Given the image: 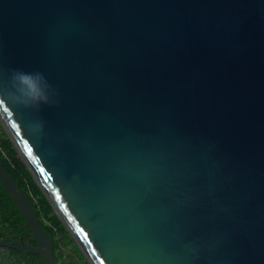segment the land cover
Here are the masks:
<instances>
[{
	"label": "water",
	"instance_id": "water-1",
	"mask_svg": "<svg viewBox=\"0 0 264 264\" xmlns=\"http://www.w3.org/2000/svg\"><path fill=\"white\" fill-rule=\"evenodd\" d=\"M0 123L89 264H264V0H0Z\"/></svg>",
	"mask_w": 264,
	"mask_h": 264
},
{
	"label": "trees",
	"instance_id": "trees-1",
	"mask_svg": "<svg viewBox=\"0 0 264 264\" xmlns=\"http://www.w3.org/2000/svg\"><path fill=\"white\" fill-rule=\"evenodd\" d=\"M0 159L4 168L32 204L34 214L52 243V254L59 264H89L69 232L53 211L47 198L34 181L30 171L4 129L0 126ZM19 240L34 245L36 240L29 237V228L20 209L13 202L0 181V240ZM2 264H43L37 254L0 247Z\"/></svg>",
	"mask_w": 264,
	"mask_h": 264
},
{
	"label": "clouds",
	"instance_id": "clouds-1",
	"mask_svg": "<svg viewBox=\"0 0 264 264\" xmlns=\"http://www.w3.org/2000/svg\"><path fill=\"white\" fill-rule=\"evenodd\" d=\"M28 76H30V74L24 73V77H28Z\"/></svg>",
	"mask_w": 264,
	"mask_h": 264
},
{
	"label": "rangeland",
	"instance_id": "rangeland-1",
	"mask_svg": "<svg viewBox=\"0 0 264 264\" xmlns=\"http://www.w3.org/2000/svg\"><path fill=\"white\" fill-rule=\"evenodd\" d=\"M0 126L2 127V129H3V126H2V124L0 123Z\"/></svg>",
	"mask_w": 264,
	"mask_h": 264
}]
</instances>
